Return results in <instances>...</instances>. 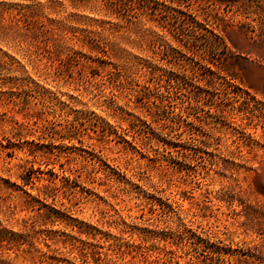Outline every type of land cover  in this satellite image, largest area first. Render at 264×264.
Listing matches in <instances>:
<instances>
[{"label": "rangeland", "instance_id": "1", "mask_svg": "<svg viewBox=\"0 0 264 264\" xmlns=\"http://www.w3.org/2000/svg\"><path fill=\"white\" fill-rule=\"evenodd\" d=\"M0 264H264V0H0Z\"/></svg>", "mask_w": 264, "mask_h": 264}, {"label": "trees", "instance_id": "2", "mask_svg": "<svg viewBox=\"0 0 264 264\" xmlns=\"http://www.w3.org/2000/svg\"><path fill=\"white\" fill-rule=\"evenodd\" d=\"M12 233V232H11ZM13 234V233H12Z\"/></svg>", "mask_w": 264, "mask_h": 264}]
</instances>
